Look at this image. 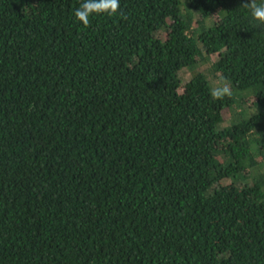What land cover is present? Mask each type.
Masks as SVG:
<instances>
[{
	"label": "trees",
	"instance_id": "obj_1",
	"mask_svg": "<svg viewBox=\"0 0 264 264\" xmlns=\"http://www.w3.org/2000/svg\"><path fill=\"white\" fill-rule=\"evenodd\" d=\"M83 2L0 0V264H264V23Z\"/></svg>",
	"mask_w": 264,
	"mask_h": 264
},
{
	"label": "clouds",
	"instance_id": "obj_2",
	"mask_svg": "<svg viewBox=\"0 0 264 264\" xmlns=\"http://www.w3.org/2000/svg\"><path fill=\"white\" fill-rule=\"evenodd\" d=\"M247 9L251 17L260 23H264V0H247ZM119 8V0H84L81 7L74 12L75 18L84 25L89 22L92 14H113ZM219 95L218 92L213 93Z\"/></svg>",
	"mask_w": 264,
	"mask_h": 264
},
{
	"label": "rangeland",
	"instance_id": "obj_3",
	"mask_svg": "<svg viewBox=\"0 0 264 264\" xmlns=\"http://www.w3.org/2000/svg\"><path fill=\"white\" fill-rule=\"evenodd\" d=\"M195 71H197V70H195ZM185 76H187V73H186V75H185ZM222 86H223V87H227V86H226V84H222Z\"/></svg>",
	"mask_w": 264,
	"mask_h": 264
}]
</instances>
